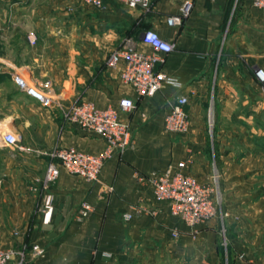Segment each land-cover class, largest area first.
<instances>
[{
	"label": "crops",
	"instance_id": "0c3cea01",
	"mask_svg": "<svg viewBox=\"0 0 264 264\" xmlns=\"http://www.w3.org/2000/svg\"><path fill=\"white\" fill-rule=\"evenodd\" d=\"M183 1L151 0L146 14L112 0L100 10L83 0H0V215H11V223L0 220V248L39 245L44 255L32 264H264V92L254 77L264 70V9L194 0L182 25L168 27ZM144 29L172 46L155 70L181 88L141 98L107 68L127 38L150 52L139 43ZM13 75L37 89L49 82L54 104L21 91ZM176 95L188 98L185 134L164 130ZM122 98L135 104L119 112L131 146L104 164L97 183L60 169L47 190L35 184L53 150L104 148L66 122L64 109L78 101L117 109ZM5 133L17 136V147L3 145ZM213 162L226 216L191 229L157 199L149 177L171 168L206 183ZM83 204L91 208L84 216Z\"/></svg>",
	"mask_w": 264,
	"mask_h": 264
},
{
	"label": "built area",
	"instance_id": "2783aa9c",
	"mask_svg": "<svg viewBox=\"0 0 264 264\" xmlns=\"http://www.w3.org/2000/svg\"><path fill=\"white\" fill-rule=\"evenodd\" d=\"M19 1V0H16ZM21 1V0H20ZM105 0H83L84 5L100 10ZM129 9H139L146 13L150 11L151 0H112ZM194 0H184L179 13L166 19L170 28L182 25L193 8ZM255 8L264 9V0H248ZM32 41L33 37H29ZM139 43L150 49V52L137 50L132 39L126 40L123 48L113 50L107 61L108 69L118 72L122 84L130 87L141 98L153 97L164 86L170 85L181 88L179 82L163 72L156 71L157 64H162L172 51V46L152 30L144 31L139 36ZM254 77L264 92V70L255 69ZM13 82L27 95L41 103L44 107L54 104L52 88L49 82L37 89L28 84L19 75L12 76ZM188 98L176 95L167 103V112L164 117V130L168 134H185L188 131V114L185 106ZM135 104L130 98L119 99L117 109L108 106L104 109L95 108L91 103L78 101L64 109V119L71 125L81 130L100 137L104 142L103 150L98 154H89L78 151L72 147L61 148L49 153L52 160L47 165L42 179H37L35 184L42 190H47L56 182L60 169L78 176L90 183H97L104 164L116 153H123L131 146V136L128 125L120 120L119 112L131 113ZM207 125L209 131L213 126L212 109L207 111ZM2 143L6 147H17L19 139L12 133L2 135ZM220 173L216 163L211 165V176L207 183H200L194 177L171 168L154 173L149 177L153 192L157 199L169 204L173 216L180 218L189 228L211 221L217 217L224 218L221 213V194L219 192ZM108 193L113 187H108ZM91 210L90 206L83 204V216ZM132 218L130 214L123 215L124 221ZM224 236V229H221ZM44 249L39 245H32L28 251L24 248H0V264H32L44 255Z\"/></svg>",
	"mask_w": 264,
	"mask_h": 264
},
{
	"label": "rangeland",
	"instance_id": "374dc122",
	"mask_svg": "<svg viewBox=\"0 0 264 264\" xmlns=\"http://www.w3.org/2000/svg\"><path fill=\"white\" fill-rule=\"evenodd\" d=\"M150 10H151V8H150ZM148 13H150V12H146V14H148ZM144 31H147V29H144L142 32H144ZM130 38H132V37H130ZM128 39V38H127ZM133 40V39H132ZM110 55V54H109ZM109 57V56H108ZM108 59V58H107ZM107 61V60H106ZM64 111L65 110H63V114H62V116H63V119H64ZM65 120V119H64ZM66 121V120H65ZM54 151V150H53ZM52 151V152H53ZM51 153V152H50ZM50 159V158H49ZM52 162V160L50 159V161H49V163L48 164H50ZM209 182V181H208ZM207 183V182H206ZM51 186V185H50ZM219 192H220V194H221V191H220V188H219ZM0 220H2V221H4L6 224H7V222H9V223H11V215H7V214H2V215H0ZM22 248H24V250L25 251H28L29 249H30V247H27V246H24V247H22Z\"/></svg>",
	"mask_w": 264,
	"mask_h": 264
}]
</instances>
